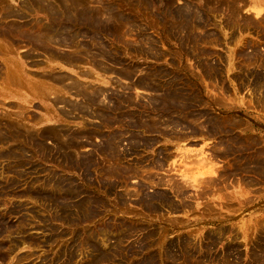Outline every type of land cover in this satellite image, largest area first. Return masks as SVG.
I'll use <instances>...</instances> for the list:
<instances>
[{
    "label": "rangeland",
    "instance_id": "1",
    "mask_svg": "<svg viewBox=\"0 0 264 264\" xmlns=\"http://www.w3.org/2000/svg\"><path fill=\"white\" fill-rule=\"evenodd\" d=\"M261 24L264 0H0V264H264Z\"/></svg>",
    "mask_w": 264,
    "mask_h": 264
},
{
    "label": "bare ground",
    "instance_id": "2",
    "mask_svg": "<svg viewBox=\"0 0 264 264\" xmlns=\"http://www.w3.org/2000/svg\"><path fill=\"white\" fill-rule=\"evenodd\" d=\"M243 1H245V0H243ZM240 2H241V1H240ZM72 8H73V7H72ZM73 9H74V8H73ZM214 9H215V8H214ZM217 9H218V8H217ZM219 9H220V8H219ZM49 10H50V9H49ZM69 11H71V10H69ZM74 11H75V9H74ZM216 11H217V10H216ZM89 12H90V11H89ZM236 12H237V11H236ZM73 13H74V12H72V14H73ZM90 13H91V12H90ZM177 14H178V13H177ZM197 14H198V12H197ZM199 14H200V13H199ZM199 14H198V15H199ZM60 15H62V14H60ZM63 15H64V14H63ZM195 15H196V14H195ZM177 16H178V15H177ZM196 16H197V15H196ZM229 16H230V15H229ZM198 17L200 18V16H198ZM233 17H234V16H233ZM187 18H188V17H187ZM196 18H197V17H196ZM199 18H198V19H199ZM60 20H61V19H60ZM226 20H227V19H226ZM226 20H225V21H226ZM213 22H214V21H213ZM227 22H229V19H228ZM245 22H246V21H245ZM250 22H251V21H250ZM188 23H189V22H188ZM224 23H225V22H224ZM230 23H231V21H230ZM177 24H178V23H177ZM253 24H255V23L253 22ZM258 24H260V23H258ZM179 25H181V24H179ZM214 25H215V24H214ZM230 25H231V26H235L236 23H235V25H232V23H231ZM238 25H239V24H238ZM238 25H236V26H238ZM261 25H262V24H261ZM89 26H90V25H89ZM212 26H213V25H212ZM242 26H243V25H242ZM244 26H246V23H245ZM247 26H250V25H247ZM256 26H257V24H256ZM262 26H264V25H262ZM213 27H215V26H213ZM228 27L230 28V26H228ZM218 28H219V27L217 26L216 29L219 30ZM50 29H51V28H50ZM65 29H66V27H65ZM189 29H190V28H189ZM197 29H198V28H197ZM52 30H53V29H52ZM179 30H180V29H179ZM222 30H223V29H222ZM263 30H264V29H262V31H263ZM215 31H216V30H215ZM241 31H242V30H241ZM262 31H261V32H262ZM10 32H12V31H10ZM18 32H19V31H18ZM46 32H47V31H46ZM182 32H183V31H182ZM217 32H218V31H217ZM231 32H232V31H231ZM43 33H44V32H43ZM54 33H55V32H54ZM187 33H188V32H187ZM218 33H221V32H218ZM262 33H264V32H262ZM222 34H223V33H222ZM222 34H221V35H222ZM234 34H235V32H234ZM45 35H48V34H45ZM51 35H52V34H51ZM51 35H49V36H50V39L52 38ZM76 35H77V34H76ZM205 35H206V34H205ZM221 35H220V36H221ZM263 35H264V34H263ZM39 36H40V35H39ZM55 36H56V35H55ZM214 36H215V35H214ZM41 37H44V35H42ZM41 37H40V38H41ZM97 37H98V36H97ZM203 37H204V36H203ZM205 37H206V36H205ZM234 37H235V36H233V40H235ZM47 38H48V37H45V40H46V41H47ZM53 38H54V37H53ZM221 38H222V37H221ZM229 38H230V36H229ZM262 38H263V37H262ZM48 39H49V38H48ZM50 39H49L48 41H50ZM193 39H194V38H193ZM193 39H192V42H193ZM209 39H210V38H209ZM224 39H225V38H224ZM263 39H264V38H263ZM24 40H25V39H24ZM38 40H40V39L38 38ZM213 40H215V39H213ZM231 40H232V39H231ZM41 41H42V38H41ZM74 41H75V40H74ZM194 41H195V40H194ZM33 42H34V40H33ZM38 42H39V41H38ZM38 42H36V43L38 44ZM44 42H45V41H44ZM44 42H43V44H44ZM51 42H53V39H52ZM97 42H98V41H97ZM195 42H196V41H195ZM210 42H211V41H210ZM231 42H233V41H231ZM241 42H243V41H241ZM241 42H240V43H241ZM39 43H42V42H39ZM92 43H93V42H92ZM215 43H216V42H215ZM234 43H235V42H234ZM240 43H239V45H240ZM34 44H35V43H34ZM46 44H48V43H46ZM46 44H45V45H46ZM230 44H231V43H230ZM244 44H245V43H244ZM255 44H256V43H255ZM10 45H11V44H10ZM39 45H40V44H39ZM70 45H71V43H70ZM74 45H75V44H74ZM100 45H101V44H100ZM232 45H233V44H232ZM239 45H237V48H238ZM242 45H243V44H242ZM41 46H42V44H41ZM63 46H64V45H63ZM8 47H9V46H8ZM43 47H44V45H43ZM68 47H69V46H68ZM81 47H84V46H81ZM81 47L79 46V48H81ZM101 47H102V46H101ZM241 47H242V46H241ZM47 48H48V47H46V49H47ZM49 48H51V47H49ZM105 48H106V47H105ZM235 48H236V47H235ZM82 49H85V48H82ZM190 49H191V48H190ZM238 49H239V48H238ZM76 50H77V49H76ZM84 51H85V50H84ZM88 51H89V50H88ZM199 51H200V50H199ZM243 51H244V50H243ZM100 52H101V50H100ZM244 52H245V51H244ZM246 52H247V51H246ZM256 52H257V51H256ZM7 53H8V52H7ZM85 53H87V52H85ZM91 53H92V52H91ZM94 53H96V52L94 51ZM101 53H102V52H101ZM101 53H100V54H101ZM230 53H231V52H230ZM79 54H80V53H79ZM79 54H77V55H79ZM87 54H89V53H87ZM87 54H86V56H87ZM100 54H99V55H100ZM202 54H203V53H202ZM231 54H232V53H231ZM252 54H253V53H252ZM255 54H256V53H255ZM48 55H50V54H48ZM71 55H72V54H71ZM73 55H75V54H73ZM89 55H91V54H89ZM93 55H94V54H93ZM205 55H206V54H205ZM212 55H213V54H212ZM82 56H83V55H82ZM100 56H101V55H100ZM100 56H99V57H100ZM208 56H209V55H208ZM213 56H214V55H213ZM250 56H251V55H250ZM90 57H91V56H90ZM99 57H98V58H99ZM216 57H217V56H216ZM216 57H214V58H216ZM240 57H241V56H240ZM247 57H248V54H247ZM247 57H246V58H247ZM95 58H96V57H94V59H95ZM198 58H199V57H198ZM234 58H235V57H234ZM236 58H237V57H236ZM243 58H244V57H243ZM248 58H249V57H248ZM255 58H256V57H255ZM50 59H51V58H50ZM196 59H197V58H196ZM238 59H239V58H238ZM90 60H91V59H90ZM97 60H98V59H97ZM198 60H199V59H198ZM206 60H207V59H206ZM222 60H223V59H221L220 61H222ZM230 60H231V59H230ZM230 60H229V61H230ZM50 61H51V60H50ZM59 61H60V60H59ZM98 61H99V60H98ZM208 61H209V60H208ZM218 61H219V60H218ZM255 61H256V60H255ZM203 62H205V61H203ZM206 62H207V61H206ZM206 62H205V63H206ZM245 62H246V61H245ZM262 62H263V61H262ZM95 63H96V62H95ZM98 63H99V62H98ZM100 63H101V62H100ZM102 63H103V62H102ZM211 63H213V61H212ZM211 63H210V64H211ZM246 63H249V62H246ZM208 64H209V63H208ZM232 64H233V63H232ZM250 64H251V63H250ZM254 64H255V63H254ZM258 64H260L259 61H258ZM199 65H200V64H199ZM252 65H253V64H252ZM101 66H102V65H101ZM111 66H112V65H111ZM211 66H212V65H211ZM221 66H222V65H221ZM249 66H250V65H249ZM261 66H262V65H261ZM218 67H219V66H218ZM259 67H260V66H259ZM209 68H210V67H209ZM203 69H204V68H203ZM205 69H206V68H205ZM209 70H210V69H209ZM218 70H219V69H218ZM221 70H222V69H221ZM206 71H207V70H206ZM212 71H213V70H212ZM212 71H210V72H212ZM5 73H6V72H5ZM202 73H203V72H202ZM218 73H219V72H218ZM12 74H13V73H12ZM15 74H16V73H15ZM208 74H209V73H208ZM254 74H255V73H254ZM254 74H253V75H254ZM7 75H9V74L7 73ZM87 75H88V74H87ZM203 75H204V74H203ZM18 76H19V75H18ZM18 76H17V77H18ZM61 76H62V75H61ZM63 76H64V75H63ZM10 77H11V76H10ZM58 77H59V76H58ZM149 77H150V76H149ZM251 77H252V76H251ZM251 77H250V78H251ZM63 78H64V77H63ZM5 79H6V77H5ZM11 80H12V79H11ZM18 80H19V79H18ZM60 80H62V79H60ZM60 80H59V82H60ZM63 80H64V79H63ZM263 81H264V80H263ZM8 83H9V82H8ZM19 83H20V82H19ZM251 84H252V83H251ZM253 84H254V83H253ZM260 84H261V83H260ZM82 86H83V85H82ZM48 87H49V86H48ZM163 87H164V86H163ZM222 87H223V86H222ZM63 88H64V87H63ZM169 88H170V87H169ZM176 88H177V87H176ZM258 88H259V86H258ZM42 89H43V88H42ZM174 89H175V88H174ZM178 89H179V88H178ZM184 89H185V88H184ZM256 89H257V87H256ZM259 89H260V88H259ZM222 90H223V89H222ZM42 91H43V90H42ZM170 91H171V89H170ZM214 91H215V90H214ZM223 91H224V90H223ZM161 92H162V91H161ZM190 92H191V91H190ZM162 93H163V92H162ZM189 94H190V93H189ZM186 95H187V94H186ZM216 95H217V94H216ZM219 96H220V95H219ZM214 97H215V96H214ZM220 97H221V96H220ZM220 97H219V98H220ZM219 98H218V99H219ZM263 98H264V97H263ZM89 99H90V98H89ZM177 99H179V98H177ZM220 99H221V98H220ZM222 99H223V98H222ZM59 100H60V99H59ZM64 100H65V99H64ZM57 101H58V99H57ZM61 101H62V100H61ZM65 101H66V100H65ZM178 101H179V100H178ZM219 101H220V100H219ZM164 102H165V101H164ZM58 103H59V102H58ZM87 104H88V103H87ZM100 104H101V103H100ZM217 104H218V103H217ZM73 107H74V106H73ZM152 118H153V117H152ZM165 120H166V119H165ZM165 123H166V121H165ZM175 124H176V123H175ZM234 124H235V123H234ZM181 126H182V125H181ZM196 126H197V125H196ZM204 126H205V125H204ZM165 127H166V126H165ZM171 127H173V126H171ZM197 127H198V126H197ZM234 127H235V126H234ZM166 128H167V127H166ZM199 128H200V127H199ZM176 129H177V128H176ZM176 129H175V131H176ZM188 130H189V129H188ZM203 130H204V128H203ZM182 131H183V130H182ZM49 133H50V132H49ZM90 133H91V132H90ZM141 135H142V134H141ZM200 135H201V134H200ZM225 135H226V133H225ZM62 136H63V135H62ZM82 136H83V135H82ZM177 136H178V135H177ZM228 136H229V135H228ZM63 137H64V136H63ZM65 137H66V136H65ZM213 137H214V136H213ZM231 137H232V136H231ZM222 138H223V137H222ZM231 139H234V138H231ZM8 140H9V139H8ZM62 140H64V139H62ZM234 140H235V139H234ZM227 141H228V140H227ZM113 142H114V141H113ZM228 142H229V141H228ZM226 143H227V142H226ZM249 143H250V142H249ZM148 144H149V143H148ZM236 146H237V145H236ZM231 147H232V146H231ZM214 148H215V147H214ZM233 150H235V149H233ZM227 151H228V149H227ZM215 153H216V152H215ZM228 153H229V152H228ZM263 153H264V152H263ZM217 155H218V154H217ZM211 156H212V155H211ZM234 159H235V158H234ZM236 159H238V158H236ZM199 161H200V160H199ZM204 161H206V160H204ZM204 161H202V162H204ZM235 162H236V161H235ZM200 163H201V161H200ZM204 163H205V162H204ZM237 163H238V162H237ZM233 165H234V164H233ZM125 166H126V165H125ZM160 168H161V167H160ZM126 170H127V169H126ZM151 170H152V169H151ZM231 170H232V169H231ZM216 171H217V170H216ZM232 173H233V172H232ZM132 175H133V174H132ZM210 175H211V176H214V175H215V174H214V171H213V172L211 171V172H210ZM232 175H233V174H232ZM214 177H215V176H214ZM219 177H220V176H219ZM219 177H218V178H219ZM221 177H222V176H221ZM226 177H227V176H226ZM211 178H213V177H211ZM238 178H239V177H238ZM241 178H242V177H241ZM207 179H208V178H207ZM215 179H217V178H215ZM170 180H171V179H170ZM194 180H195V181H199V178H198V179L196 178V179H194ZM200 180H201V179H200ZM213 180H214V179H213ZM213 180H211V181H213ZM162 181H163V180H162ZM172 181H173V179H172ZM203 181H204V180H202L201 182H203ZM207 181H210V179H208ZM217 181H218V180H217ZM163 182H164V181H163ZM166 182H168V181H166ZM199 182H200V181H199ZM156 183H157V182H156ZM169 183H170V182H169ZM211 183H212L213 186H214V183H213V182H211ZM243 183H244V182H243ZM164 184H165V183H164ZM166 184H167V183H166ZM171 184H174V182L171 183ZM175 184H176V183H175ZM184 184H185V183H184ZM206 184H207V183H206ZM209 184H210V183H209ZM218 184H219V183H218ZM179 185H180V184H178V183L176 184V186H178V187H180L182 184H181L180 186H179ZM188 185H189V184H188ZM197 185H198V184H197ZM215 185H216V184H215ZM242 185H243V184H242ZM169 186H170V185H169ZM199 186H200V183H199ZM207 186H208V185H207ZM209 186H210V185H209ZM183 187H184V185H183ZM186 187H187V186H186ZM214 187H215V186H214ZM228 187H229V186H228ZM138 188H139V187H138ZM180 188H181V187H180ZM180 188H179V189H180ZM221 188H222V187H221ZM184 189H186V188L184 187ZM208 189H209V187H208ZM58 190H59V189H58ZM170 190H173V189L171 188ZM175 190H176V189H175ZM181 190H182V189H181ZM187 190H188V189H187ZM215 190H216V189H215ZM219 191H220V190H219ZM241 191H242V190H241ZM178 192H179V191H178ZM208 192H209V191H207L206 193H208ZM217 192H218V191H217ZM173 193H174V192H173ZM203 193H205V192H203ZM155 194H156V193H155ZM155 194H153V195H155ZM175 194H178V193H175ZM183 194H184V193H183ZM29 195H30V194H29ZM158 195H159V193H158ZM179 195H180V192H179ZM201 195H203V194H201ZM150 196H151V195H150ZM150 196H149V197H150ZM163 196H165V195H163ZM185 196H188V195L186 194ZM207 196H208V195H207ZM152 197H153V196H152ZM157 197H158V196H157ZM167 197H168V196H167ZM176 197H177V196H176ZM199 197H200V195H199ZM236 197H237V196H236ZM160 198H161V197H160ZM180 198H181V197H180ZM182 198H183V196H182ZM186 198H187V197H186ZM203 198H204V197H203ZM244 199H245V198H244ZM247 199H248V198H247ZM180 200H182V199H180ZM184 200H186V199H183V201H184ZM167 201H168V200H167ZM240 201H241V200H240ZM148 202H149V201H148ZM157 202H158V201H157ZM160 202H162V200H161ZM222 202H223V201H222ZM241 202H242V201H241ZM241 202H240V203H241ZM149 203H150V202H149ZM154 203H155V202H154ZM182 203H183V202H182ZM161 204H163V203H161ZM161 204H160V205H161ZM164 204H165V203H164ZM184 204H185V203H184ZM184 204H183V205H184ZM186 205H187V203H186ZM154 206H155V205H154ZM170 206L173 207L172 204H171ZM147 207H148V206H147ZM168 207H169V205H168ZM176 209H177V208H176ZM259 224H260V223H259ZM263 225H264V224H263ZM254 226H255V225H254ZM256 226H257V225H256ZM261 226H262V224H261ZM258 227H259V226H258ZM256 228H257V227H256ZM230 230H231V229H230ZM228 233H229V232H228ZM262 236H263V235H262ZM261 254H262V253H261Z\"/></svg>",
    "mask_w": 264,
    "mask_h": 264
}]
</instances>
